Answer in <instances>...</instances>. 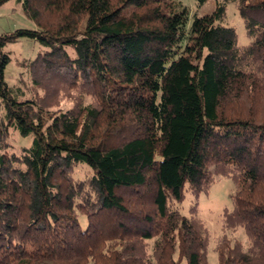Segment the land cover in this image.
I'll list each match as a JSON object with an SVG mask.
<instances>
[{
    "label": "trees",
    "instance_id": "1",
    "mask_svg": "<svg viewBox=\"0 0 264 264\" xmlns=\"http://www.w3.org/2000/svg\"><path fill=\"white\" fill-rule=\"evenodd\" d=\"M16 2L36 29L0 35V264H210L198 203L172 202L221 177L226 228L250 247L225 236L218 262L264 264V0L192 20L177 0ZM23 38L43 49L20 63L30 84L9 86ZM11 130L31 145L8 151Z\"/></svg>",
    "mask_w": 264,
    "mask_h": 264
},
{
    "label": "rangeland",
    "instance_id": "2",
    "mask_svg": "<svg viewBox=\"0 0 264 264\" xmlns=\"http://www.w3.org/2000/svg\"><path fill=\"white\" fill-rule=\"evenodd\" d=\"M181 2L190 12V19L195 15L204 16L211 14L215 8V0H207L203 5H199L196 0H177ZM226 25L236 29L238 34V43L240 46H247L251 39L247 35L244 20L241 18L235 3L227 4ZM36 29L33 21L28 19L23 12L22 6L11 0L0 7V35L10 33L17 29ZM43 47L36 41L23 38L19 42L10 44L6 48V52L10 55L11 62L6 68L5 77L9 86H15L20 78H23L27 84H30V77L25 69L20 67V63L25 60H33ZM72 55L73 52L69 49ZM72 106L69 102H64L63 109ZM10 147L8 151L20 153L25 147H29L32 143L31 138H23L14 130L10 131L9 136ZM87 165L78 167L73 173L74 178L83 179L87 175ZM235 192V185L231 178H217L215 184L208 193H202L197 201L191 194H186V199L182 203L172 202V206L179 210L183 215H189V211L195 203H198L199 216L205 221L210 230L211 240L208 248L210 264H219L217 249L225 236L239 239L244 245L245 251L250 247L249 240L242 228L236 231L227 230L225 225V211L233 210L232 195ZM83 227L86 224V217H81Z\"/></svg>",
    "mask_w": 264,
    "mask_h": 264
}]
</instances>
